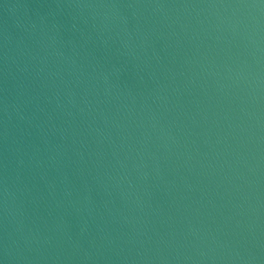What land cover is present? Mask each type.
Returning <instances> with one entry per match:
<instances>
[{"label":"water","instance_id":"1","mask_svg":"<svg viewBox=\"0 0 264 264\" xmlns=\"http://www.w3.org/2000/svg\"><path fill=\"white\" fill-rule=\"evenodd\" d=\"M0 264H264V0H0Z\"/></svg>","mask_w":264,"mask_h":264}]
</instances>
